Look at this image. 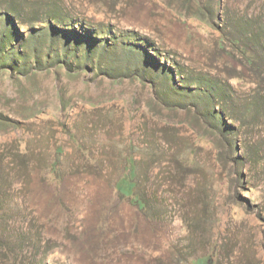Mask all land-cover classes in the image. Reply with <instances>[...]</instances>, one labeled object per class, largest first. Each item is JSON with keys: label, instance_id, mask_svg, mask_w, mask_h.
I'll list each match as a JSON object with an SVG mask.
<instances>
[{"label": "rangeland", "instance_id": "rangeland-1", "mask_svg": "<svg viewBox=\"0 0 264 264\" xmlns=\"http://www.w3.org/2000/svg\"><path fill=\"white\" fill-rule=\"evenodd\" d=\"M0 264H264V0H0Z\"/></svg>", "mask_w": 264, "mask_h": 264}]
</instances>
